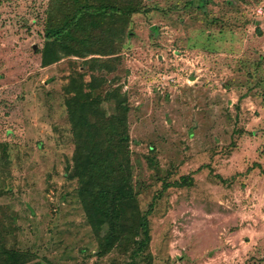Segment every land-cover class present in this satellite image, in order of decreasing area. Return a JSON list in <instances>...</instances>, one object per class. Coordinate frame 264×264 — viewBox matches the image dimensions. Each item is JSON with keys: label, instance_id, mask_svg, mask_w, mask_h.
Segmentation results:
<instances>
[{"label": "rangeland", "instance_id": "374dc122", "mask_svg": "<svg viewBox=\"0 0 264 264\" xmlns=\"http://www.w3.org/2000/svg\"><path fill=\"white\" fill-rule=\"evenodd\" d=\"M49 1L0 0V226H20L7 242L44 264L127 263L98 257L66 196L75 147L63 88L86 68L77 57L42 65ZM146 9L128 28L119 74L142 208L161 194L152 264H264V0ZM183 176L191 186L165 189Z\"/></svg>", "mask_w": 264, "mask_h": 264}, {"label": "trees", "instance_id": "16d2710c", "mask_svg": "<svg viewBox=\"0 0 264 264\" xmlns=\"http://www.w3.org/2000/svg\"><path fill=\"white\" fill-rule=\"evenodd\" d=\"M146 1L50 0L41 51L45 67L65 57H77L85 65L86 71L71 75L63 88L75 147L67 169L74 187L66 196L80 203L98 257L118 252L130 259L117 264H152L151 215L161 197L154 195L149 207L142 208L130 142L131 109L119 74L128 28L135 15L150 11ZM0 149L8 151L3 144ZM191 185L192 178L183 176L165 189ZM0 228V264H44L33 249L7 242L20 226Z\"/></svg>", "mask_w": 264, "mask_h": 264}]
</instances>
